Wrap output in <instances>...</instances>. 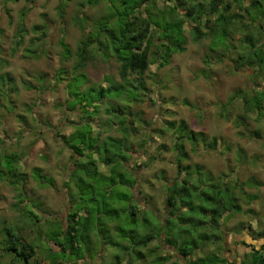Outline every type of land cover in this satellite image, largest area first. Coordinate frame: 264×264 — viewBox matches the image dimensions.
<instances>
[{
	"label": "rangeland",
	"instance_id": "obj_1",
	"mask_svg": "<svg viewBox=\"0 0 264 264\" xmlns=\"http://www.w3.org/2000/svg\"><path fill=\"white\" fill-rule=\"evenodd\" d=\"M82 1L66 0L62 5L61 17L59 6L62 0H0V76L8 74L13 77L12 82L7 81L5 88L0 89V252L4 248L3 243L13 234L25 233L30 241L39 244V250L54 246L49 239L59 238L60 227L68 226L71 210L70 190L65 181L76 169L73 164L76 159H88L85 156L88 149L84 150L85 155L75 153L68 141L77 128H85L83 125L88 120H91L92 126L90 135L97 136V143L102 144L108 136H125L117 124L116 112L111 110L117 105H121L134 121V130L127 135L131 154L127 165L135 169L139 182L134 193L132 186L135 177L124 173L126 171L122 177L115 173L107 181L102 174L95 175L92 181L78 173L79 187H82L79 194L88 198L93 187H98L106 193L107 198L104 216L101 221H96L98 230L92 233L95 241L102 242H95L94 249L98 254L86 256L79 264H112L117 258L121 259L120 264L138 261L190 264L174 247L163 241L140 247L143 251L140 260L136 256L139 247L136 245L134 248L132 241L128 240L131 237L122 234H128L127 226L132 228V219L128 218L129 201L133 195L139 208L153 211L146 213L150 223L143 222L142 213L139 215L135 223L137 235L134 241L146 238L150 231H154L155 235V231L160 229L161 222L153 215L154 212L160 217L167 214L165 198L168 184L178 176L175 134L168 128V121H185L202 135L194 145L196 147L190 141L185 142L189 152V158L183 161L185 165L198 164L213 176L232 171L233 176L244 182L240 188L241 210L232 213L229 218L224 216L222 220L225 233L222 246L207 243L204 252H198L191 260L215 251L221 257L228 258L229 264H240L246 253L253 252L255 248L262 250L264 109L261 114L257 109L246 114L241 96L230 99L239 90L247 91L251 97L254 88L259 90L264 87V79L250 66L238 68L235 65L233 58L238 56L235 48L231 57L222 60L217 58L222 54L221 49L217 53L212 52L210 65L205 63V56L210 54V40L203 38L195 43L186 27V50L172 54L165 65L152 63L144 76L132 74L129 82L124 81L115 57L109 54L104 58L101 53L102 56L96 55L91 65L79 70L78 73H85L86 77H81L78 82L74 79L77 74L72 69L81 40L85 39L88 30L94 29L95 20L106 19L111 13H116L115 6L120 4V0H98L95 5L81 6ZM157 1L156 8L162 9L174 0ZM262 4L264 7V0ZM24 11L26 14L22 18ZM82 12L89 18L87 23L83 16L77 19ZM259 15L255 21L264 23V16ZM23 24L27 30L19 44L15 36ZM36 25L44 27L35 30ZM83 25H86L85 29ZM63 29L65 42L72 52L68 58L64 56L58 41ZM27 49L35 50L37 57L30 56ZM109 49L113 51V45ZM139 83L142 86L134 88ZM91 86L95 90L92 91L93 100L96 99L94 102L89 101L85 105L83 101L77 103L76 107L70 106V101L74 99L71 91H78L81 95ZM99 87L105 89L106 95L102 99L98 98ZM131 87L134 90L132 96L129 93ZM96 107L97 113L93 112ZM87 108L89 113L84 111ZM213 142L215 145H211ZM12 153L19 155L14 162L17 161L19 171L25 173L22 193L18 189L21 184H9L1 172L13 164V158L7 157ZM93 156L100 171L108 173V166L101 161L100 154L94 152ZM36 168L42 173V183L36 179L41 180ZM120 169L123 170L122 167ZM194 175L197 180L206 181V174L196 166ZM16 179L20 182L23 175L18 174ZM250 181L254 184H247ZM90 183L95 186H90ZM20 198L24 202H20ZM93 226L96 230V225ZM114 226L118 228L113 230ZM87 236H83L86 237L84 241L89 243ZM156 244L159 248H155ZM83 246L78 247L82 252L87 249ZM153 249L155 251L151 252ZM1 253L0 260L3 258ZM47 255L51 260L69 261L73 256L71 252L60 251ZM41 257L42 253L38 258L32 257L29 264L38 263V260L42 263Z\"/></svg>",
	"mask_w": 264,
	"mask_h": 264
},
{
	"label": "trees",
	"instance_id": "obj_2",
	"mask_svg": "<svg viewBox=\"0 0 264 264\" xmlns=\"http://www.w3.org/2000/svg\"><path fill=\"white\" fill-rule=\"evenodd\" d=\"M97 1L83 0L81 6L86 4L95 5ZM65 2L66 0H62L59 6L61 8V17L63 16L62 5ZM157 2V0H120L119 6H115L117 9L116 13H111L106 19L102 17L95 20L94 29L87 31V36L81 40L76 50V61L72 72L77 75L74 79L79 82L81 77H86L85 73H78L79 70L91 65L96 55L102 56L101 53L104 58L109 56V54L115 57L119 64V74L124 81L129 82V77L132 74L142 77L152 63L160 62V65H165L172 54L176 52L182 53L186 50L185 45L188 39L185 33L186 27L189 28V35L195 43L200 42L203 38L210 40V54L205 56V63L210 65L211 58H213L212 52L217 53L221 49L222 54L217 55V58L222 60L225 57H231V52L235 48L238 52V56L233 58L235 65L238 68L250 66L261 79H264V23L255 21L258 14L264 16L263 0H174L172 4H167L162 9L156 8ZM25 12L22 14V18L26 14ZM82 16L86 18L85 23H87L89 18L83 12L82 15H77V19L79 20ZM114 18V22L110 24ZM77 22L80 23L79 21ZM24 26L23 24L15 36L16 39H19V44L22 43V37L27 30ZM43 27L36 25L34 29L42 30ZM83 27L85 29L86 25H83ZM64 32L65 30L63 29L58 41L64 56L68 58L72 55V52L69 45L65 42ZM158 32L159 34L157 35ZM236 41H239V43L236 44ZM112 45L113 51L109 49ZM151 48H154V50H151ZM27 52L30 53V56L37 57L34 54L35 50L27 49ZM7 81L12 82L13 77L8 74L0 76V89L5 88ZM140 84L142 83L135 85L134 88L139 89L142 86ZM92 87H89L81 95L78 91H71L74 99L70 101V106L74 105L72 107H76L77 103L83 101L85 105L89 101L94 102L96 99L93 100L92 91L95 90ZM99 91L100 95L98 98L102 99L106 95L105 89L99 87ZM133 91L131 87L129 90L131 96ZM252 91L251 97L247 95V91H236L230 100H235L238 96H241L243 98L244 113L247 114L257 109L259 114H261L264 109V87L259 90L254 88ZM88 109L84 111L89 113ZM111 110L116 112L117 124L121 126L120 129L125 133V136H108L102 144L97 143V136L93 137L90 135L92 126L90 124L91 120H88L83 125L85 128H77L68 141L70 148L75 153L85 155L83 152L88 149L85 155L88 159L82 161L76 159L73 163L76 169L71 171L69 178L65 181L66 187L70 190L69 201L71 210L68 216V226L66 228L64 226L60 227L59 238L49 239L54 246L46 250H39V244L33 240L30 241L23 230L24 235L22 233V235L13 234L3 243L4 248H2V253L0 252L3 254L5 264H12V262L14 264L15 261H18V264H29L32 257L38 258L41 253L43 255L41 257L43 258L42 263L38 260V263L34 262L35 264H79L80 260L85 259L86 256L90 257L94 253L97 254L96 249H94L95 242H102L100 240L95 241V238H92V233H96L98 230L96 221H101V217L104 216V211L107 208L106 193L102 192L103 190L98 189V187H93L95 185L90 183V186L93 187L90 196L87 198L85 195L79 194L78 191H81L82 187H79L78 173L81 176L85 175L92 181L95 180V175L99 174H102L107 181L111 180L115 173L121 177L124 173H130L135 177L132 186L133 192L139 182V176L135 169L127 165L131 156L127 135L134 130V121L129 118L126 110L121 105H117V108L111 107ZM93 112L97 113L98 108H94ZM167 126L175 134V149L178 151V176L173 182L168 184L169 188L166 192L167 214L160 217L154 212L153 215L161 222L160 229L158 228V231H155V235L153 234L154 231H150L146 238L138 239L139 242L137 240L134 241L137 233L135 223L139 220L141 213L143 214V222H149L150 218L146 213L150 209L142 210L139 208V203L135 202L133 195V198L129 201L131 207L128 218V220L132 219V228L127 226L128 234H122L125 237H131L128 240L132 241L134 248L136 245L139 247L136 250V256L140 260L143 258V251L140 247L148 246L155 241H163L174 247L175 251L189 260L190 264H229L228 258L221 257L215 251H210V253L200 256L194 261L191 258L195 257L198 252L203 253L207 243L222 246L225 237L222 229L224 221L222 220L241 210L240 188L244 182H240L236 176H233L234 172L232 171L213 176L210 171L204 170L198 164L185 165L183 163L184 159L189 158L185 142L190 141L193 146L197 145L196 142L202 135L200 132L191 129L185 121H168ZM202 140L205 139L202 137ZM215 142L211 145H215ZM94 152L100 154L101 161L108 166V173L100 171L93 156ZM7 155H11L7 157L13 158V164L11 166L8 165L7 169L1 170L3 178L8 180L9 184H21L17 187L22 193L25 173H21L19 166H17V161L14 162V159H18L19 155L17 153ZM195 166L206 174V181L200 178L199 180L196 179L194 175ZM116 168L121 171H117ZM35 170H38V175L41 176V171L38 168ZM18 174L23 175V179L20 182L16 179ZM36 179L40 183L44 180L42 176L41 180L39 178ZM247 184L253 185L254 182L250 181ZM77 195L80 196L78 197ZM20 199V202H24L22 198ZM93 224L96 225V230H94ZM117 228L114 226L112 229L116 230ZM85 234H88L89 243L84 241L86 237L83 236ZM262 235L264 236V232ZM82 244L87 248L83 252L78 249ZM155 248H159V245L156 244ZM263 249L264 246L262 250L255 248L253 252L246 253L240 264H264ZM52 251L71 252L73 254L70 257L72 261L64 259L51 260L47 253ZM154 251L155 249L151 250V252ZM37 253L40 254L38 255ZM3 258H1L0 264H2ZM120 261L121 259L117 258L112 264H120ZM156 262H159V260ZM133 264L149 263L138 261V263L135 262Z\"/></svg>",
	"mask_w": 264,
	"mask_h": 264
},
{
	"label": "crops",
	"instance_id": "obj_3",
	"mask_svg": "<svg viewBox=\"0 0 264 264\" xmlns=\"http://www.w3.org/2000/svg\"><path fill=\"white\" fill-rule=\"evenodd\" d=\"M97 254H98V253H97ZM97 254H96V255H97Z\"/></svg>",
	"mask_w": 264,
	"mask_h": 264
}]
</instances>
